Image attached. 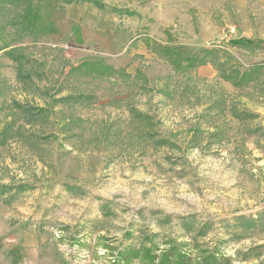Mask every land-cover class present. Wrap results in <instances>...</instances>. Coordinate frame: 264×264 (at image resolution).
<instances>
[{"label": "rangeland", "instance_id": "1", "mask_svg": "<svg viewBox=\"0 0 264 264\" xmlns=\"http://www.w3.org/2000/svg\"><path fill=\"white\" fill-rule=\"evenodd\" d=\"M154 43L251 77L176 73ZM0 231L40 264H264V0L0 1Z\"/></svg>", "mask_w": 264, "mask_h": 264}, {"label": "trees", "instance_id": "2", "mask_svg": "<svg viewBox=\"0 0 264 264\" xmlns=\"http://www.w3.org/2000/svg\"><path fill=\"white\" fill-rule=\"evenodd\" d=\"M2 1V0H0ZM30 28L35 27L32 22ZM252 43H244V45H251ZM155 48L148 44L149 49L155 52L160 58L173 66L176 73H184L195 71L199 67L212 63L221 72L222 78L225 81L233 83L235 86L240 87L247 83V79L251 77V73H242L238 68H228V61H234V57L229 56L228 50L218 48L206 49L194 55H191L182 46H170L168 44L161 45L154 43ZM226 58V60H221ZM195 255H191L183 248L180 250L178 247H173L162 255L150 254L146 255L145 259L150 264H232L231 257H227L218 251L209 253L208 251H200ZM138 256L134 253L123 252L113 264H131Z\"/></svg>", "mask_w": 264, "mask_h": 264}, {"label": "crops", "instance_id": "3", "mask_svg": "<svg viewBox=\"0 0 264 264\" xmlns=\"http://www.w3.org/2000/svg\"><path fill=\"white\" fill-rule=\"evenodd\" d=\"M143 45L140 46L139 54L147 56L148 51ZM147 57L152 58V55ZM197 74L202 78L213 80L217 76V70L213 65L207 64L199 67ZM8 237L6 232L0 231V264H40L31 256L33 248L20 244H9Z\"/></svg>", "mask_w": 264, "mask_h": 264}]
</instances>
